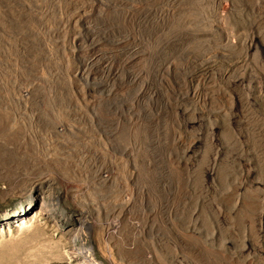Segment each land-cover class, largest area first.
Masks as SVG:
<instances>
[{
    "label": "rangeland",
    "instance_id": "rangeland-1",
    "mask_svg": "<svg viewBox=\"0 0 264 264\" xmlns=\"http://www.w3.org/2000/svg\"><path fill=\"white\" fill-rule=\"evenodd\" d=\"M0 0V264H264V0Z\"/></svg>",
    "mask_w": 264,
    "mask_h": 264
},
{
    "label": "bare ground",
    "instance_id": "bare-ground-1",
    "mask_svg": "<svg viewBox=\"0 0 264 264\" xmlns=\"http://www.w3.org/2000/svg\"><path fill=\"white\" fill-rule=\"evenodd\" d=\"M114 5L116 6V7H122L123 6V2H121V1H118V0H114Z\"/></svg>",
    "mask_w": 264,
    "mask_h": 264
}]
</instances>
